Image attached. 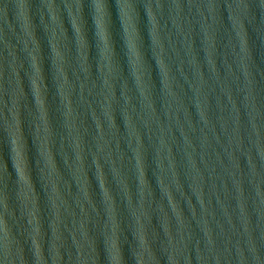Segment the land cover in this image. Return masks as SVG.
<instances>
[{
	"label": "water",
	"instance_id": "water-1",
	"mask_svg": "<svg viewBox=\"0 0 264 264\" xmlns=\"http://www.w3.org/2000/svg\"><path fill=\"white\" fill-rule=\"evenodd\" d=\"M4 2L0 264H264V0Z\"/></svg>",
	"mask_w": 264,
	"mask_h": 264
},
{
	"label": "clouds",
	"instance_id": "clouds-1",
	"mask_svg": "<svg viewBox=\"0 0 264 264\" xmlns=\"http://www.w3.org/2000/svg\"><path fill=\"white\" fill-rule=\"evenodd\" d=\"M119 6H120V9H121V12L124 14L125 13V9L128 6L126 0H121ZM7 7H8V4L5 3L4 0H0V12L6 11ZM49 7L51 8L52 5L49 4ZM72 7H73V5L70 4L69 5V9L71 10ZM76 7L77 8L81 7L80 0H76ZM243 7H246V5H244L242 3H237L235 5V9H240V8H243ZM207 8L209 9V11H212L214 9L218 11L219 8H220V5L218 3L209 2L207 4ZM228 9H229V11H234L235 10L233 8L232 4H228ZM95 10L98 13V15L96 16V23H97V25H100L101 20L107 15V5L105 3V0H96V2H95ZM101 36H102V33H101ZM209 63L211 64V60L209 61ZM225 64L228 67L229 75L237 78L235 76V73L232 71V66L228 64L227 59H225ZM213 71L216 73L217 79H219L218 71L215 68H213ZM244 74H245V77L247 78L248 72H247L246 69H245ZM163 144H164V141H163V138L161 137L160 138V145L163 146ZM0 220H2V217H0ZM4 232H5V237H7V226H6V224L4 226ZM5 247H7V240L5 241ZM139 259L141 260V264H146V261H145L143 255H140ZM113 261H114V264H122L121 257L119 255H114L113 256Z\"/></svg>",
	"mask_w": 264,
	"mask_h": 264
}]
</instances>
